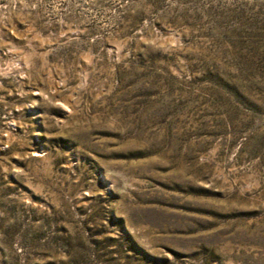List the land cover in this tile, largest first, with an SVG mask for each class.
<instances>
[{
    "label": "rangeland",
    "instance_id": "obj_1",
    "mask_svg": "<svg viewBox=\"0 0 264 264\" xmlns=\"http://www.w3.org/2000/svg\"><path fill=\"white\" fill-rule=\"evenodd\" d=\"M0 264H264V0H0Z\"/></svg>",
    "mask_w": 264,
    "mask_h": 264
}]
</instances>
